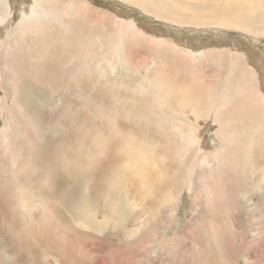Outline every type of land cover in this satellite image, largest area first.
<instances>
[{"label":"rangeland","instance_id":"rangeland-1","mask_svg":"<svg viewBox=\"0 0 264 264\" xmlns=\"http://www.w3.org/2000/svg\"><path fill=\"white\" fill-rule=\"evenodd\" d=\"M225 1L0 0V264H264V35L175 25Z\"/></svg>","mask_w":264,"mask_h":264},{"label":"bare ground","instance_id":"bare-ground-1","mask_svg":"<svg viewBox=\"0 0 264 264\" xmlns=\"http://www.w3.org/2000/svg\"><path fill=\"white\" fill-rule=\"evenodd\" d=\"M240 3L245 4L246 1L245 0H230L229 2H226V1L221 2V3L217 2V4L212 8V10L207 9L208 11L206 9H203L201 7H198V6L190 7V9H189L190 13H198L199 16H201V17L208 15V13H211L210 15H212V17H210V18L215 19L216 23L215 22H209L208 23V20L210 18L203 23L202 22H192V21H189L190 23H182L181 21H177V23H176V21H174V22L176 23L175 25L178 24V26L179 25L180 26L181 25H183V26H194V27H202L203 26V27H209V28L212 27V29L214 27L215 28H233V29H235V27H236V28H241V29L246 30L248 33L252 34L254 36V38L262 37L264 35V14H261L260 16L254 14V15H256L255 18H250V19H247L246 21H241V20L238 21V16L233 15V14H238V12L235 11V9L233 7H238V5ZM9 9H11V8H9ZM161 18H167V17L161 16ZM189 18H190V14H189ZM249 23H253L250 28L245 25V24L250 25ZM257 23H259L260 26H258ZM236 25H239V27ZM181 40L185 44L187 43L186 39L183 40L181 38ZM247 54H249V55L253 54L254 57H252V60L250 61V63L247 62L248 64L243 65L244 67H246L247 65H249V66L246 67L245 69L243 68V70H241V71L245 72V74H246L245 77L249 76V78L253 82L255 81L259 85L258 87H260V89H263V87H261L262 86L261 82H263V84H264V67L262 68L261 72H259V66L264 63L263 57H260V58L256 57L254 52H251V53L247 52ZM253 89H254V87H253ZM263 92H264V90H263ZM197 109L201 110L202 108L198 107ZM194 111H197V110H194ZM260 123H261L260 121H257L254 123V126L259 127L262 125V124L258 125Z\"/></svg>","mask_w":264,"mask_h":264}]
</instances>
